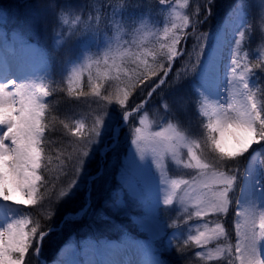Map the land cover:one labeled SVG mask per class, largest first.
Returning a JSON list of instances; mask_svg holds the SVG:
<instances>
[{
    "label": "rangeland",
    "instance_id": "1",
    "mask_svg": "<svg viewBox=\"0 0 264 264\" xmlns=\"http://www.w3.org/2000/svg\"><path fill=\"white\" fill-rule=\"evenodd\" d=\"M29 1L33 6L28 8L34 17L41 12L50 17L53 15L50 12L52 8H61L57 16L45 22V33L53 35L58 42L64 41L62 35L73 41L74 37H80L86 30L96 33L97 29L105 26L103 22L113 25L106 31L110 30L111 34L105 32L93 37L97 52H90V42H80L83 47H75L69 54L63 70H70L68 73L62 70L60 77L66 81L51 91L56 94V98L49 104L51 106L47 109L49 115L46 122L42 121L46 111L44 100L50 91L45 82L38 79L34 91L31 80L15 87L0 81V264H24L23 257L29 256L27 250L32 246L39 227L37 219L35 225L28 227L23 207L35 204L37 208L42 205L41 214L53 217L59 212L61 204L68 202L67 198L82 188L86 198L89 199L90 194L92 201L94 195L91 192L92 184L89 183L92 178L90 166L94 165L97 155L100 156L98 174L102 176L99 182L105 181L110 185L116 179L117 186L125 188L123 193L126 200L131 198L135 202L132 206L136 207L140 220L128 223L133 233H145L150 238L165 237L161 225L168 208L173 207L174 223L181 219L182 222L196 224L195 227L187 228L183 237L177 230L168 238L169 246L177 244L178 249H194L196 253L192 255L191 263H195L196 259H217L227 253L234 254L238 264H243V250L247 244L246 256L253 257V264H264L261 260L264 256V225L260 218L261 213L264 215V194L259 191H264V0H139L148 1L146 8H156L153 12L142 9L140 13L107 8L118 0H103V4L102 0H81L83 7L62 3L57 6L48 3L44 6L47 0H13L15 3ZM2 3L9 5L4 1ZM79 8L86 9V13ZM1 9L0 23H3L6 19L4 13L7 15L8 9ZM229 13L235 15V22L241 23L243 34L227 63H234L252 78L251 82L245 78L249 92H243L237 97L243 106L240 104L236 108L241 116L252 113L254 140L248 144V140H238L227 126L225 129V126L219 125L220 128L216 130L215 117L204 114L207 94L204 97L200 82L197 87L188 86V90L199 100L196 112L200 115L197 120L201 132L196 141L192 134L183 135L178 124L146 112L136 116L126 127L130 120L127 115L131 112L128 109L142 104L141 101L147 96V87L144 86L152 84V88L159 82V75L166 65L169 66L168 60H177L186 53L183 59L177 61L178 67L173 74L180 76L188 68L187 74H191L190 67L195 69L201 61L200 77L201 67L213 49L219 25ZM113 14L117 18L111 16ZM80 27L85 31L79 32ZM0 35L3 36L4 31ZM153 37H157L164 46V50L158 54L167 56L170 52L156 69L150 65L152 55L149 39ZM20 40L16 35L12 43L28 51L31 47L34 51V65L31 63L32 57L29 60L26 53L22 54L21 65L30 66L32 70L34 66L39 76L45 74L55 54L49 52L48 46H41L46 51L42 55L34 43L22 44ZM152 48L158 49L155 45ZM170 69H166L164 75L167 72L169 74ZM232 71L231 78H234ZM239 75L244 76L243 73ZM203 88L206 87L203 85ZM29 91L33 108L29 105L26 107L24 102V95ZM74 91L79 92L74 93L73 99L81 102L76 111L52 115L50 111L53 112L54 106L62 107L61 101L69 92ZM32 109L40 117V135H36ZM28 118L32 119L30 126L24 123V119ZM232 121L228 120L225 125H233ZM252 135L247 138L251 139ZM45 141L56 153V157L46 163L41 148ZM252 146V149L259 150L256 158L260 174L258 171L259 187L250 190L243 202V210L247 209L249 220L247 223L241 220L239 225L238 217L234 228V250L231 245L220 247L217 251L207 249L199 257L203 250L198 252L197 248L225 238L222 226H207L206 223L213 220V215L217 220L218 215H226L229 211L243 168L242 158L248 153L246 149ZM134 152L139 154L138 159L134 158ZM247 163H244V172ZM150 165L156 167L157 172L166 166L178 169L181 178L179 184L184 189L168 199V194L172 192L171 185H166V180L162 183L155 179ZM44 173H48L46 179ZM138 181L142 183L145 193L140 191ZM115 202L113 198L106 202L97 201L93 204L90 217L100 214V206L108 208L105 211H111L115 216L126 204L121 201L115 206ZM10 204L12 210L7 211V205ZM3 206H6L7 216H2L5 212ZM193 230L198 232L194 234ZM73 239L76 244L70 243L63 248L64 260L70 261V264H84L86 257L95 259L93 253L98 248L94 242L86 243L79 236ZM114 243L118 244L117 241ZM80 252L84 254L82 261L77 259L81 257ZM186 254L185 251L181 253L183 256ZM27 259H30L29 264H34L33 259L36 260V257L31 259L29 256Z\"/></svg>",
    "mask_w": 264,
    "mask_h": 264
},
{
    "label": "bare ground",
    "instance_id": "2",
    "mask_svg": "<svg viewBox=\"0 0 264 264\" xmlns=\"http://www.w3.org/2000/svg\"><path fill=\"white\" fill-rule=\"evenodd\" d=\"M243 34L242 25L241 23L234 21V15L233 13H229L227 17L223 20L221 27L216 35V39L214 41L213 49L210 52V55L204 64L200 81H202L203 75L205 74L206 67L208 63L218 55L219 58V69L218 74L216 76L215 82L213 84V69L210 68V72L208 73L205 81V91L204 93L207 94L206 97V107L204 106V114L207 116H214L216 119V125L214 127L220 128V126H226L230 128V130L236 135L238 140H242L243 142H246L248 140L247 144L252 142L254 140V134L252 135L251 128L254 125V118L251 114L245 113L243 116L239 114L238 107L241 103L238 102L237 97L242 95L243 92L246 90L245 88V78L243 76L231 78L232 74L230 73V66L228 65L225 69V74L221 76L222 73H220L221 65L226 66V60L228 57L223 55V53H230L229 56H232V50L233 47L237 42L240 41L241 36ZM16 58V53L12 52ZM23 61V58H21ZM14 69L17 67V62L13 63ZM19 82L27 81L31 79L32 86L35 87L36 79H38V74L36 71H32L30 67L20 65L19 67V74L17 76ZM34 91L36 88L33 89ZM32 91V89H31ZM215 100V101H214ZM20 102V101H19ZM24 102L26 107L29 105L31 108H33L32 105V97L31 92L29 91L24 95ZM217 103L215 105V103ZM243 106V104H241ZM29 110V109H28ZM35 116V129L37 130L39 125V115L37 117V112L32 109L31 114ZM228 120H234L232 121L233 125L230 124V126L225 125V122L228 123ZM24 123L27 126H30L32 123V119H24ZM244 123V125H243ZM220 125V126H219ZM246 125V126H245ZM245 126V127H244ZM249 135H252L251 139H248L247 137ZM227 143L230 144L229 140H227ZM250 145V144H249ZM250 148V147H248ZM255 160H252L247 168V172L244 178V184L243 189L241 193L240 202L238 203L239 209V225L241 220L244 223H247L249 220V217L247 215V209L244 208L243 210V202L245 200L246 195L250 194V190L255 189L256 187V177L255 174L257 172V165L254 164ZM33 191V189H31ZM262 207H264V204H262ZM256 211V209H255ZM260 218L262 219V223L264 225V215L261 213ZM238 225V227H239ZM61 243L59 241H55L52 243V248L59 247ZM123 248H118L114 246L113 244L110 245L107 249H102V253L105 259V262L103 264H140L143 262L144 259H139V255L135 252H133L132 249H129V251L125 250H119ZM246 249L247 244L244 246V255H243V264H253L251 258L253 257H247L246 256ZM15 252V251H14ZM254 255V254H253ZM250 258V262L249 259Z\"/></svg>",
    "mask_w": 264,
    "mask_h": 264
},
{
    "label": "trees",
    "instance_id": "3",
    "mask_svg": "<svg viewBox=\"0 0 264 264\" xmlns=\"http://www.w3.org/2000/svg\"><path fill=\"white\" fill-rule=\"evenodd\" d=\"M147 2L148 1H140L139 2V0H118L117 3L114 2L113 4H111L107 8H110V7L111 8H146ZM5 3L9 4V5H6L7 8H9L10 10L14 11V12H11L13 20H14V18H21L22 17V15L24 14V8L18 7L17 3H15V2H13V4H10L12 2L10 1V3H9L8 0H5ZM155 9L156 8H152V9H149V11L153 12ZM222 9H224V8H222ZM48 18H49V16L44 17V15L41 14V15H39V20H37L36 22L39 23L40 26H42V25H44L45 20H47ZM156 23H159V22L157 21ZM84 31H85V29H84ZM38 32H40V30ZM85 33H86V35H92L93 34L92 32L91 33L88 32L87 30L85 31ZM150 41H151L152 45H155L156 47H158V49H156V50L152 48V52H158L157 50L161 51L162 49L164 50V48H163L164 46L160 44V42L157 40V37L150 38ZM154 63H155V67H156V66H159L161 64V61L157 58V59L154 60ZM152 67H154V66H152ZM147 69H145L144 72H146ZM74 92L78 93L79 91H74ZM163 96H164V94L162 92L156 93L154 98L152 99V103H155V102H157L160 99H163L162 98ZM164 110L167 111L168 113H171V111L169 109H166V107L164 108ZM189 119H190V116L186 115L185 116L186 122ZM44 120H45V118H44ZM177 120H178V118H177ZM45 122H46V120H45ZM42 149L44 150L43 147H42ZM83 201H84V199L82 198L81 201L79 202V204H71V203L66 204L63 207V209H61L59 212H57L53 217H47L46 218L45 216H43L42 219H41V216L37 213V217H38V219L40 221V222H38V226L40 224V227H41V231H40L39 234L47 232L51 227H59L61 222L64 219V216L68 212L73 211V210L75 211L76 209H79V208L83 207V204H84ZM234 201H235V199L233 200L232 208H234ZM221 225L222 226L224 225L226 227L227 223H225L224 221H221ZM64 226L60 229V232L61 231H65L66 228L64 229ZM229 234H230V237H231L230 238V244L233 246L234 238H233V228H232L231 221H229ZM198 238L201 239V237H198ZM60 239L61 238L58 236V233H55V232L54 233H50L43 240V243H42L43 249L45 248V251L48 252V250L52 247V243L55 242V241H60ZM224 243L225 242H220L219 240H216L215 242L208 243L205 246L213 245V248H212L213 251H217V250H219V248ZM54 248H55V250L58 249V247H54ZM213 260H214L213 262H215V264H216V262H217L216 259H213ZM213 262H210V263L206 262V264H214Z\"/></svg>",
    "mask_w": 264,
    "mask_h": 264
}]
</instances>
